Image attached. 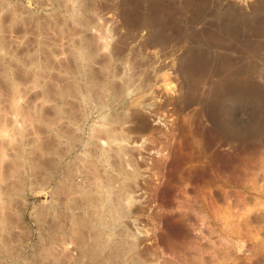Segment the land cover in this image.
<instances>
[{
	"label": "rangeland",
	"instance_id": "1",
	"mask_svg": "<svg viewBox=\"0 0 264 264\" xmlns=\"http://www.w3.org/2000/svg\"><path fill=\"white\" fill-rule=\"evenodd\" d=\"M186 1L0 0V264H264V0Z\"/></svg>",
	"mask_w": 264,
	"mask_h": 264
},
{
	"label": "bare ground",
	"instance_id": "2",
	"mask_svg": "<svg viewBox=\"0 0 264 264\" xmlns=\"http://www.w3.org/2000/svg\"><path fill=\"white\" fill-rule=\"evenodd\" d=\"M189 2H191V4H192V3H196V6H197L196 8H199V9L202 8V7H204V6L207 4V0H187V1H186V4H188ZM262 2H263V1H262ZM187 6H189V5H187ZM206 6H207V5H206ZM206 6H205V7H206ZM207 7H208V6H207ZM199 9H197V10H199ZM181 10H182V9H181ZM181 10L178 11V14L181 13V12H183V11H181ZM194 10H195V9H194ZM203 10H206V9H203ZM200 11L202 12V10H199V11H197V12H200ZM206 11H207V10H206ZM201 12H200V13H201ZM204 12H205V11H204ZM200 13H199V14H200ZM201 15H202V14H201ZM201 15H200V16H201ZM196 16H197V15H196ZM230 17H231V16H230ZM227 19H228V17H227ZM176 20H177V21H174L173 24H174V27L177 29V28L179 27V21H178V19H176ZM263 20H264V19H263ZM229 22H230V21H229ZM227 25H228V24H227ZM228 29H229L231 35H232V36H235V33H236V32L234 33V30L231 29V28H228ZM232 30H233V31H232ZM258 31H262V30L259 29ZM178 33H179V32H178ZM164 37H165V36H164ZM212 38H213V37H212ZM163 39H164V38H163ZM163 39H162V40H163ZM164 40H166V38H165ZM260 50H261V48H260ZM261 52H264V47H263V51H261ZM257 98H258V97H257ZM263 113H264V112H263ZM259 115H260V114H259ZM252 130H253V129H252ZM247 131H248V130H247ZM261 132H262V133H261ZM261 132H259V130H258V131L255 132V134H256V135H259V133H260V134H263V135H264V129H263ZM246 133H248V132H246ZM246 133H244V135H245Z\"/></svg>",
	"mask_w": 264,
	"mask_h": 264
}]
</instances>
